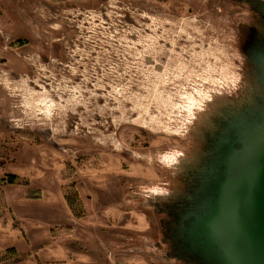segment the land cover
<instances>
[{
    "label": "rangeland",
    "instance_id": "1",
    "mask_svg": "<svg viewBox=\"0 0 264 264\" xmlns=\"http://www.w3.org/2000/svg\"><path fill=\"white\" fill-rule=\"evenodd\" d=\"M263 190L264 0H0V264H247Z\"/></svg>",
    "mask_w": 264,
    "mask_h": 264
},
{
    "label": "water",
    "instance_id": "2",
    "mask_svg": "<svg viewBox=\"0 0 264 264\" xmlns=\"http://www.w3.org/2000/svg\"><path fill=\"white\" fill-rule=\"evenodd\" d=\"M255 192L251 195L250 201L257 217L246 218V222L239 227V230L245 232L240 236L242 242L240 252L245 260L247 259V264H264V190L259 196Z\"/></svg>",
    "mask_w": 264,
    "mask_h": 264
}]
</instances>
